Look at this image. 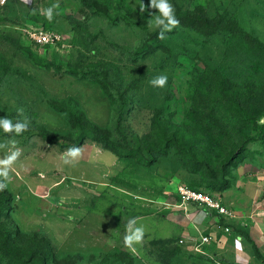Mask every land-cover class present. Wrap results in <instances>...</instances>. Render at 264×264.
<instances>
[{"label": "rangeland", "instance_id": "rangeland-1", "mask_svg": "<svg viewBox=\"0 0 264 264\" xmlns=\"http://www.w3.org/2000/svg\"><path fill=\"white\" fill-rule=\"evenodd\" d=\"M55 2L0 0V118L15 121L23 107L31 120L14 137L22 155L7 188L10 217L0 214L13 241L0 240V264H41L35 251L47 264H264V142L233 162L252 128L229 100L254 101L264 121V50L241 32L264 45V0H170L180 26L144 54L159 31L148 23L156 10H140L149 0H59L49 22L43 10ZM199 15L220 29L205 36L183 24ZM49 27L60 43L28 34ZM160 74L165 88L151 87ZM84 132L82 158L64 164ZM9 138L0 130V142ZM181 185L212 192L230 214L179 206ZM132 217L145 228L135 251L123 241ZM201 232L218 241L204 252L181 243Z\"/></svg>", "mask_w": 264, "mask_h": 264}, {"label": "clouds", "instance_id": "clouds-1", "mask_svg": "<svg viewBox=\"0 0 264 264\" xmlns=\"http://www.w3.org/2000/svg\"><path fill=\"white\" fill-rule=\"evenodd\" d=\"M59 7V0H56L55 3L43 10V15L49 22L54 19L56 9ZM148 9L156 10V14L149 12L151 18L148 23L149 27L159 29L158 39H164L166 33L172 32L180 26V21L170 0H149L147 6L142 4L140 7L141 12L148 11ZM167 82V75L160 74L149 80V85L153 88L163 89ZM17 116L19 119L15 121L9 117L0 118V130L10 137L0 142V152L4 153L3 156H0V191L6 190L12 182L11 172L22 155V151L17 146L18 142L14 137L21 136L27 132L31 124V120L26 115L23 107L17 108ZM62 156L64 164L75 166L83 156V147H68ZM69 219H72V217H69ZM144 235L145 228L139 223V217L128 219L125 224V235L123 237L125 247L135 251V245L142 243Z\"/></svg>", "mask_w": 264, "mask_h": 264}, {"label": "trees", "instance_id": "trees-1", "mask_svg": "<svg viewBox=\"0 0 264 264\" xmlns=\"http://www.w3.org/2000/svg\"><path fill=\"white\" fill-rule=\"evenodd\" d=\"M90 6H92L95 9V12L97 13H101V14H105L107 15V12L103 9H99L98 7H96L93 3H87ZM123 18H125L127 20V22H130L129 19L125 16H123ZM220 21H216V20H212L209 16L206 15H199L195 18H189L187 20H185L183 22V24L190 28L191 30H193L194 32L200 34V35H205V36H210L214 33H216L219 29ZM51 29H53L52 27H49ZM178 29V28H176ZM243 36L251 42L252 45L256 46L257 48L264 50V45L263 43L255 36L247 33V32H243L241 31ZM158 37V31L154 32V36L152 37V41L148 42L147 44L143 45V48L141 50L138 51V53L143 52L147 53V52H154L158 46H159V39ZM74 73H76V71H72ZM104 79L106 80V82H109V80L107 79V76H104ZM230 103L232 105V109L234 110V112L237 114V117L241 118L246 125H248L250 128H252L251 133H246L243 136V140L241 141L240 146L237 148L236 151V156L234 157V161L236 163V160H240V154H242L243 152H248L249 147L251 144L256 143V142H264V121H261L259 116L261 115L260 111H258V109L255 106V102L254 101H248V102H242L236 98H231L229 97ZM126 107H124L125 109ZM77 120H79V116L76 115ZM44 133V132H43ZM46 138H51L50 136L48 137V135L46 133H44ZM87 133H80L77 137V139L73 142H71L72 146H77L78 144H81V142H83V140L87 137ZM95 139L100 142L102 144L103 148L112 150L113 152L117 153L118 155H124V153L122 151H120L118 144L115 143L114 141L110 140L108 137L97 133L95 134ZM53 140V139H51ZM55 141V140H53ZM148 151L150 152L151 150H157L158 148L151 145V144H147L146 145ZM127 153V151H126ZM128 154V153H127ZM234 163V164H235ZM224 165L226 166V163H224ZM224 182V181H223ZM220 184V185H219ZM213 187L216 188L217 190L221 191L224 190L226 188H228V185H226V183H222V182H215L213 183ZM191 188L197 189V190H202L199 189L195 186H191ZM1 198H0V214L4 213L5 216H7L8 218L10 217V212L6 211V202H8L10 200V198L13 197L12 193H9L6 190L1 191ZM13 233L12 231H8V230H4L0 227V240L2 241L3 244H7V243H11V241H13V237H12ZM36 255L38 256L41 264H47L48 262V257L46 254H44L42 251H35Z\"/></svg>", "mask_w": 264, "mask_h": 264}, {"label": "built area", "instance_id": "built-area-1", "mask_svg": "<svg viewBox=\"0 0 264 264\" xmlns=\"http://www.w3.org/2000/svg\"><path fill=\"white\" fill-rule=\"evenodd\" d=\"M29 36L38 44H57L63 39L60 32L54 29H32L28 30ZM179 206L187 208L188 205H196L208 210L216 211L221 215L230 214L228 207L210 191L197 190L187 185H181L178 188ZM218 241V237L213 233L201 232L199 236H185L181 243H188L192 250L204 252L203 247Z\"/></svg>", "mask_w": 264, "mask_h": 264}]
</instances>
